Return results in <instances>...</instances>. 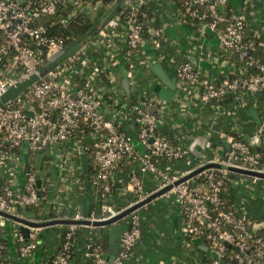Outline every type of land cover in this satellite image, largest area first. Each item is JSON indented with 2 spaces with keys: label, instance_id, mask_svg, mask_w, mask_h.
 <instances>
[{
  "label": "built area",
  "instance_id": "obj_1",
  "mask_svg": "<svg viewBox=\"0 0 264 264\" xmlns=\"http://www.w3.org/2000/svg\"><path fill=\"white\" fill-rule=\"evenodd\" d=\"M145 1L131 0L125 4L108 23L99 26L96 35L108 36L114 29L125 25L127 61L134 48L141 46L146 33V25L138 13ZM227 1L185 0L193 4L213 2L220 8ZM88 2L0 0V96L18 81L40 74L45 59L67 45L65 36L48 33L47 27L37 22V17L57 12L60 4L77 7ZM188 11L192 17H205V14L199 15L196 8ZM141 15L147 16V12L143 11ZM199 27L212 32L224 51L236 52L239 61L248 63V70L240 75L227 74L216 80H204L194 65L183 59L176 67L179 84L195 86L202 103L215 101L221 105L227 95L238 98L239 106L243 108L251 101L260 103L261 96L256 91H264V60L251 51L256 40L245 37V15L236 9L228 14L214 11L211 19L203 20ZM91 41L93 38L84 41L79 50L49 69L16 97L0 105V147L5 148L0 151V160L8 156L22 158L24 173L22 181L0 179V210L43 221L45 219L33 215L29 217L26 207L38 204L41 198L46 202L51 198L48 201L51 206L55 200L68 203L70 197L67 193L72 187L77 185L84 189L80 161V145L84 144L87 152L90 149L93 155L90 183L96 204L88 217L80 207L69 213L65 203L53 206L54 218L105 220L171 184L159 196L174 202L179 220L177 232L185 239L181 243L183 250L169 254L167 264H264V226L253 228L264 221V217H259L264 214V179H227L230 171L227 166L264 171V165H260L261 158H264L262 152L254 151L245 135L231 132L228 139L230 149L221 156L207 157L198 165L218 161L225 167H209L176 183L191 170L176 172L171 167L186 157L189 150L173 142L159 128L161 110L150 111L153 98L142 84L134 85L133 89L140 92L131 110L124 104L116 107V99L113 103H104V86L92 89L88 84H76V76L83 73L88 65L82 54H85L84 46ZM249 67L254 71H249ZM127 68L129 82L134 83L136 63L132 62ZM261 111L264 113V109ZM255 131L261 136L259 144L264 146V116L262 123L256 124ZM85 141H89V149ZM39 151L44 154V174L40 178L36 173V163L33 167L27 165L29 155H36ZM127 161L134 165L128 172L125 186L135 193V198L130 204L118 207L113 201V193L117 189L116 171ZM56 164L61 167L60 179L51 177ZM150 173L157 178L151 181L144 179ZM202 173L206 179H196ZM228 181L237 190L235 205L229 210L224 207L222 197L223 186ZM149 202L122 218L121 246L113 260L107 258L108 250L102 242L110 231L102 230L104 226L79 222L67 224L51 264H76L77 249L87 264H134L135 247L143 238L144 220L140 209ZM250 203H256V206L251 207ZM256 207L260 210L255 211ZM6 219L9 217L0 214V264H13L7 256L8 241L1 234ZM17 222L19 226L14 234L17 253L22 259L33 258L43 241V227L26 224L29 233L25 235L21 229L22 222ZM83 227L90 231L80 247L77 233Z\"/></svg>",
  "mask_w": 264,
  "mask_h": 264
},
{
  "label": "crops",
  "instance_id": "obj_2",
  "mask_svg": "<svg viewBox=\"0 0 264 264\" xmlns=\"http://www.w3.org/2000/svg\"><path fill=\"white\" fill-rule=\"evenodd\" d=\"M228 1L236 10L245 15L247 38L255 39L256 43L260 44L264 50V0ZM86 4L77 7L82 9ZM152 4L153 16L149 20L152 25L149 26V32L144 36L141 43L139 62L134 61L136 63L134 83L123 84L125 79L123 66L126 67V76L128 69L125 56V25L114 29L108 36L98 35L94 37L93 41L84 46L85 54L82 55L88 65L84 67L83 74L88 79L87 84L92 89H99L102 87L101 83L103 84L99 71H104L107 77L113 81V89L118 95L130 89L128 86L133 89L134 85L142 84V87L153 98L151 105H154V111L159 112L161 110L159 128L167 132L172 137L173 142L186 146L189 150L186 157L173 163L171 170L176 172L189 171L198 166L203 159L221 156L225 152L223 146L208 145L206 141L201 143L196 140L197 137L205 136L212 142L220 143L228 140L231 132H238L246 137L254 136L256 135L257 122L254 117L247 114V109L251 105L256 106L262 118L264 113L261 110L264 109V105L251 101L249 105L243 108L241 105L239 106L240 100L238 98L228 104L222 102L221 105L215 101L202 103L198 99L195 86H181L178 82L176 67L178 62L183 59L189 60L204 80H216L227 74L240 75L248 69L234 53L223 50L219 40L212 32H205L200 27L196 28L187 22L175 0H152ZM158 31H160L159 34ZM157 62L162 64L168 77L176 85V92L171 99H164L157 92L159 87H167L164 80L152 68V65ZM190 144H193L192 149L189 147ZM255 144H259V142ZM137 145L139 144L137 143ZM4 149L0 147V151ZM21 159H12L9 156L1 159L0 179H13L15 181L19 179L22 181L24 173L23 159ZM133 165L130 161L124 162L116 171L117 189L113 193V201L118 207L130 204L135 198V193L125 186L128 172ZM53 170L52 179H60L61 167L56 164ZM236 173L231 179H264ZM156 178L150 173L145 175L144 179L151 181V179ZM67 194L70 197L68 203L55 200L51 206L48 205V201H51L50 198L46 202V210L54 213L52 207L63 206V203L66 204L69 213L76 207L84 208V189L76 185ZM91 196L92 204L95 205L96 196L92 191ZM154 204H157L158 208L152 211ZM140 212L144 220L143 238L135 247L132 262L134 264H167L169 254L183 250L181 236L177 232L179 220L174 202L159 196L142 207ZM122 221L121 218L118 222ZM18 226L19 223L16 220L9 218L5 220V228L1 231L2 236L8 241L7 256H10L13 264H51V258L61 243L62 231L66 229L67 224L51 225L56 226L54 232L57 234V238L50 247L46 245L51 238L49 235L48 238L45 237L51 233L50 225L43 227L42 242L47 249L38 250L37 255L29 259H22L17 253L14 234ZM113 226L106 225L102 230L109 232ZM95 230H101V228H95ZM109 233L105 236H109ZM75 262L76 264H87L82 259L80 249L76 250Z\"/></svg>",
  "mask_w": 264,
  "mask_h": 264
},
{
  "label": "water",
  "instance_id": "obj_3",
  "mask_svg": "<svg viewBox=\"0 0 264 264\" xmlns=\"http://www.w3.org/2000/svg\"><path fill=\"white\" fill-rule=\"evenodd\" d=\"M88 1H89L88 4H86L81 9V12L85 13L90 20L89 21L90 24L88 23L86 24V26L88 27L87 32L75 38L71 43L67 44L64 48L58 49L54 53H52L43 63V69L40 72V74H32L30 75V77L18 81L15 85L9 86L8 89L0 96V105L6 102L7 100L16 97L21 91H23L25 88L31 85L34 81L38 80L40 76L46 74L49 69L53 68L56 64L62 62L68 56L72 55L77 50H79L83 46L85 38L88 40H91L92 38H94L99 31V26L101 24L108 23L109 19L114 17L118 13V11L121 9V7L125 4H128L131 0H116L113 4H107L102 0H88ZM152 68L167 84V87H161V88L159 87L157 89V92L162 98L171 99L176 92L175 83L168 77L161 63L159 62L154 63L152 65ZM123 73L125 76L123 84L129 85V79L126 76L125 66H123ZM256 94H259L262 98H264L263 90L261 89L257 90ZM154 108H155L154 105H151L149 109L150 111L153 112ZM247 114L254 117L257 124L262 123V118L256 106L254 105L249 106L247 109ZM246 139L251 144H255L260 141L261 136L259 134H256L254 136H247ZM196 140L200 141L201 143L203 141H206V144L208 145H213V146L221 145L223 146V149L225 151H228L231 146V142L229 140H224L223 142L218 143V142H212L210 139H208V137H205V136H199L196 138ZM189 147L192 149L193 144H190ZM43 160H44V154L40 151L37 152L36 153V173L39 175V178L43 176L44 174ZM261 160L264 162V158H261ZM80 161L82 165L83 182H84L83 212H84V215L88 217L91 214V210H92V196H91V183H90V161H89L88 152L84 144L80 145ZM209 167H220L221 168V167H225V165H223L222 163L218 161L207 162L205 164H202L196 167L195 169L191 170L187 174L180 177L179 180L176 181V183H178L179 181L183 179H188L192 176H195ZM227 168L230 171L264 178V171L253 170V169H248V168L238 167V166H227ZM170 187H171V184L155 191L154 193L146 197L144 200L139 201L125 208L117 215L111 218L105 219V220L92 221L91 219H88V218L80 219V220L71 219V218H53V219H46L43 221H34L32 219L23 218V217H20L18 215H15L13 213H9L3 210H0V214L3 216L9 217L11 219H14L16 221L22 222L21 229L25 235H28L29 233V227L26 224L42 226V227L53 225V224H58V223L68 224V223H79V222H82L84 224H93L94 226L114 225L111 228L110 233H109V241H108L109 248H108V253L106 254L109 260H113L115 255L119 252L120 246H121L119 238H120V235L123 229V225L118 221L124 216H126L127 214H129L132 210L140 207L146 202L151 201L153 198L159 196L160 194L165 192ZM31 216L32 215L29 214V217ZM260 226H264V221H262L261 224L259 225H254L253 228L258 229V227ZM202 247L206 249L205 245H203Z\"/></svg>",
  "mask_w": 264,
  "mask_h": 264
},
{
  "label": "trees",
  "instance_id": "obj_4",
  "mask_svg": "<svg viewBox=\"0 0 264 264\" xmlns=\"http://www.w3.org/2000/svg\"><path fill=\"white\" fill-rule=\"evenodd\" d=\"M106 3H113V0H103ZM180 8V10L183 13L184 19L187 20V22L191 23L192 26L194 27H199L202 23L203 20H207V19H211L212 14L214 11H217L219 13H230L232 9H235L231 3H229V1H227L224 4L223 8H220L218 4L213 3V2H209V3H205V4H193V3H187L185 2V0H175ZM152 0H146L145 2H143L138 10L139 13V18L142 20V22H144V24L146 25V33L144 34V36H146L149 32V26L152 25V23L149 22V20H151V17L153 16V11H152ZM194 9L196 8L198 10L199 15L201 14H205V17L200 18L199 16H195L192 17L188 11V9ZM146 11L147 12V16H142V12ZM89 18L88 16L81 12V8L80 7H66L63 4H60L57 12L52 13V14H40L37 17V22L41 23L43 25H45L48 29V33L51 34H61L63 36H65L67 38V43L69 44L71 43L75 38L79 37L80 35H82L83 33L87 32L88 27L86 26V24H90L89 23ZM245 37L246 33H245ZM88 39L85 38L84 41H86ZM128 46L126 45L125 48H127ZM141 48L140 46L137 48H134V52L129 56V60L127 61V66L129 67L130 64L132 62H139L140 56H141ZM251 51L253 52V54L256 57H259L260 59L264 60V50L262 49V47L260 46V44L255 43L254 46L251 48ZM95 53V52H94ZM236 55V57L238 58V55L236 52H232ZM45 54V53H44ZM94 56V55H93ZM97 57V56H96ZM47 59V58H46ZM45 59V61H46ZM44 61V62H45ZM242 62V61H241ZM243 64H245L246 66H248V63L246 61L242 62ZM249 71H254V68L249 67ZM100 78H101V82H103V84L101 83L102 86L105 87V91L103 93V102L104 103H113L114 100L116 99V107H121L124 104V107L131 110L134 103L137 101V99L139 98V89L135 90V89H127L126 92H123L121 95H118L116 93V91H114L112 84L113 81L107 77L106 73L103 71L100 73ZM76 84L77 85H85L88 82V79L85 77V75L83 73L78 74L76 76ZM235 100V96L234 95H227L223 98L222 102L225 104L231 103ZM259 101L262 105H264V98L259 97ZM126 124V123H125ZM167 133V132H166ZM168 134V133H167ZM168 136L172 139V137L168 134ZM236 137H243L241 135H237L235 134ZM87 146L88 149L90 148V143L89 141H85L84 142ZM252 149L254 151H261L264 157V146L261 144H252ZM89 152V160H90V168L92 170L93 167V155L92 152L90 151V149L88 150ZM36 163V155L35 154H31L29 157V162H28V166L29 167H33L35 166ZM260 165H264L263 161H260ZM235 174H237L234 171H229L228 172V177L227 179H231L232 176H234ZM196 179H206L205 178V173L200 174L199 176H196ZM231 181H228L224 186H223V190H222V197L225 200V204L224 207L226 209H232L235 205V201L237 198V190L235 189L234 185L230 183ZM94 205L92 204V207ZM256 210H260V208L256 207ZM26 214H31L37 218H41V219H52L53 217H55V213L53 212H49L46 210V199L41 198L38 202V204L36 205H29L26 207L25 209ZM263 214V213H262ZM259 217H264L263 215H259ZM47 227V226H46ZM56 226H51L50 228L52 232H54V230H56L55 228ZM66 230V229H65ZM65 230H63L62 232L64 233ZM88 227H83L80 230H78V245L83 244L84 242V237L85 235L88 233ZM47 234L45 237L48 238ZM44 237V238H45ZM108 241H109V236H104L102 238V242L105 245V249L108 250ZM43 244V242H41L40 246Z\"/></svg>",
  "mask_w": 264,
  "mask_h": 264
},
{
  "label": "rangeland",
  "instance_id": "obj_5",
  "mask_svg": "<svg viewBox=\"0 0 264 264\" xmlns=\"http://www.w3.org/2000/svg\"><path fill=\"white\" fill-rule=\"evenodd\" d=\"M240 194H241V192H240ZM256 203H257V202H256ZM256 203H255V204L250 203V206H251V207H253L254 205L256 206ZM156 208H158V205H157V204H154V205L152 206V211L155 210ZM150 212H151V211H150ZM164 221H165V220H164ZM164 221H163V222H164ZM162 225H163V224H162ZM163 226H164V225H163ZM163 228H164V227H163ZM167 228H168V227H167ZM178 234H180V233H178ZM56 235H57V234H56L55 232H52V231H51V233L49 234V237L51 238V240L49 239V241H48V243H47L46 246L50 247V245L53 244V242H54V241L56 240V238H57ZM180 235H181V234H180ZM184 239H185V238L183 237V235H181V237H180L181 243H183ZM46 246H45L44 244H42L38 250H39V251H44L45 249H47Z\"/></svg>",
  "mask_w": 264,
  "mask_h": 264
}]
</instances>
